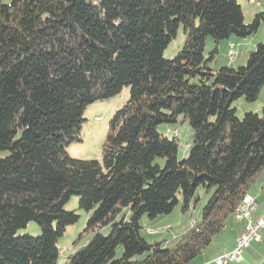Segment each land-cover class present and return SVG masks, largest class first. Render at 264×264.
Instances as JSON below:
<instances>
[{
    "label": "trees",
    "instance_id": "obj_1",
    "mask_svg": "<svg viewBox=\"0 0 264 264\" xmlns=\"http://www.w3.org/2000/svg\"><path fill=\"white\" fill-rule=\"evenodd\" d=\"M260 2V0H256ZM264 11L245 21L238 0H0V264H57L58 240L89 215L87 243L65 264H190L227 225L264 170V107L237 116L264 85V42L247 63L219 69L205 55L247 38ZM183 26L173 58L164 50ZM130 87L110 120L101 161L76 159L86 108ZM184 115L189 155L159 130ZM212 191L201 218L172 244L150 243L141 220L182 212ZM247 195V196H246ZM129 208V220L118 219ZM41 234L17 235L30 222ZM111 226L108 235L99 231ZM123 254L116 258L117 248Z\"/></svg>",
    "mask_w": 264,
    "mask_h": 264
},
{
    "label": "rangeland",
    "instance_id": "obj_2",
    "mask_svg": "<svg viewBox=\"0 0 264 264\" xmlns=\"http://www.w3.org/2000/svg\"><path fill=\"white\" fill-rule=\"evenodd\" d=\"M3 3H9L11 0H2ZM242 6L245 21L250 23L256 14V11H264V0H260L261 6L257 4L256 0H238ZM258 12V11H257ZM261 37L264 38V23H262L256 34L248 36L247 38H239L233 36L235 39V56L230 55V39H225L215 43L214 39L208 37L205 45V55L209 57L211 52L217 47L218 52L215 55V59L210 63L215 68L219 69L223 66H227L226 63L232 62L233 67L238 68L246 65L247 56L249 51L255 50V46ZM186 39V33L183 26H180L177 32V36L169 43L164 50L165 58H173L179 49L183 46ZM245 40H255L256 43L253 47H244V54L240 58L238 53L240 52L239 47ZM245 44V42H244ZM130 98V87L126 86L122 91L109 100L97 101L90 104L84 113L85 121L82 123V141L73 142L66 147L69 155L76 159H95L98 161L102 160L103 157V145L106 140V136L109 132L110 120L115 112L122 108ZM234 107L237 110V116L242 118L246 112L253 111L261 114L262 108L264 107V85L260 90L258 98L255 102H247L244 98H240L234 103ZM158 130L170 140L176 138L178 140V159L183 160L189 155V144L193 140L194 131L189 123L188 119H185L184 115H180L176 123H162L158 126ZM9 152L7 150L0 151V158L7 156ZM213 191V190H212ZM206 192L204 188L199 190L200 199L194 206L187 212H182V198L179 196V203L174 210L164 215L162 218L151 220L147 215L143 216L141 224L143 225L142 234L150 242L155 241L163 242V245L172 244L176 238H179L184 234L195 221H198L202 215L203 206L206 204L210 194ZM249 200V198L247 199ZM64 208L70 211H76L80 215L79 220L68 226L64 235L58 240V247L60 248V256L57 264H65L70 254L76 252L82 248L89 239H91L95 231L87 230L88 213L79 207V197L74 195L65 204ZM235 213V212H234ZM255 213V212H254ZM131 212L129 208H125L122 213L118 216V219L129 220ZM236 216V215H235ZM234 215H231L230 220L234 221ZM237 220V219H236ZM235 220V221H236ZM245 226L244 220H237ZM232 222L229 224L231 225ZM149 230L153 232L150 233ZM104 235H108L111 231V226H104L99 229ZM227 232H222L220 238L214 237L212 243L194 260L200 258L207 259L215 250H218L221 246L218 239H222V243H226L225 238ZM232 233V231H231ZM231 233H228L231 235ZM29 234L31 236H38L41 234L39 225L32 221L28 225L17 231V235ZM261 236L264 235V228L260 230ZM222 235V236H221ZM235 247V246H234ZM264 254V248H263ZM234 252V249L231 251ZM229 252V253H231ZM123 254V246L117 248L116 258L121 257ZM193 260V261H194ZM192 261V262H193ZM240 261V260H237ZM191 262V264H192Z\"/></svg>",
    "mask_w": 264,
    "mask_h": 264
},
{
    "label": "crops",
    "instance_id": "obj_3",
    "mask_svg": "<svg viewBox=\"0 0 264 264\" xmlns=\"http://www.w3.org/2000/svg\"><path fill=\"white\" fill-rule=\"evenodd\" d=\"M258 6L262 5L260 2H257ZM258 12H260L259 10H257ZM256 11V13H258ZM230 39V49H231V45L233 46L234 50H235V39H233V36L229 38ZM260 39H264L263 37H261ZM245 42V44H244ZM260 42H264L263 40H260L258 43ZM256 43L255 40H245L243 41V44H241V46L239 47L240 52L238 53V57H242L244 54V47L245 45H247V48L249 49L250 47H253V45ZM257 43V45H258ZM256 45V46H257ZM255 46V48H256ZM251 52V50L249 51V53ZM236 53V52H235ZM248 53V56H249ZM247 56V59H248ZM227 66H232V62L230 63H226ZM248 198L249 200H257L259 207H257L255 213H254V218L258 219L264 210V170L259 174V176L257 177L256 181L252 184V186L249 189L248 192ZM246 195V196H247ZM236 215V214H235ZM234 215V221H231L230 218L227 222L226 227L218 234V236L216 238H220V234H222V232H227L228 229V234L227 233V237L225 238L226 243H222L221 240L222 239H218L221 244V246L219 247L218 250H215L214 252H212V254L209 256V258L204 259V258H200L198 260H194L192 262V264H214V260L220 256H223L229 252H231L234 249V246L236 245V239L237 237L240 235V233L243 230V224L237 218V216ZM237 219V220H236ZM236 220V221H235ZM232 222L231 225H229ZM222 236V235H221ZM260 238L258 240H254L249 247L245 248L241 258L239 259L240 261H230L228 264H264V254H263V248H264V235H260ZM191 264V263H190Z\"/></svg>",
    "mask_w": 264,
    "mask_h": 264
},
{
    "label": "built area",
    "instance_id": "obj_4",
    "mask_svg": "<svg viewBox=\"0 0 264 264\" xmlns=\"http://www.w3.org/2000/svg\"><path fill=\"white\" fill-rule=\"evenodd\" d=\"M230 55L231 57L235 56V50L232 45L230 49ZM254 207H259L257 200H255V204H251V207L239 216V220L245 221V226L236 239L234 252L227 253L216 258L214 260V264H228L230 261L239 260L244 249L249 247L254 240H258L260 238V230L264 228V214L261 215L260 219H253ZM149 232L152 233L153 231L149 230Z\"/></svg>",
    "mask_w": 264,
    "mask_h": 264
},
{
    "label": "bare ground",
    "instance_id": "obj_5",
    "mask_svg": "<svg viewBox=\"0 0 264 264\" xmlns=\"http://www.w3.org/2000/svg\"><path fill=\"white\" fill-rule=\"evenodd\" d=\"M251 204H255V201L254 200H246L238 206V208L236 209V212H235L238 219H239L240 214H243L244 211H247L251 207ZM256 209H257V207H254V209H253V219H256V218H254V212L256 211ZM262 214H264V210H263ZM260 218H261V216L258 219H260Z\"/></svg>",
    "mask_w": 264,
    "mask_h": 264
}]
</instances>
